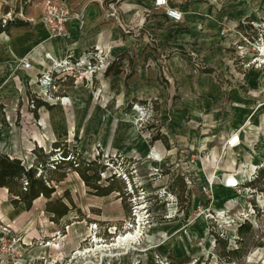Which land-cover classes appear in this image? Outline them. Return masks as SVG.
Returning a JSON list of instances; mask_svg holds the SVG:
<instances>
[{"label":"rangeland","instance_id":"rangeland-1","mask_svg":"<svg viewBox=\"0 0 264 264\" xmlns=\"http://www.w3.org/2000/svg\"><path fill=\"white\" fill-rule=\"evenodd\" d=\"M168 1L181 23L153 0H82L85 41L59 55L43 0H0V154L54 188L26 212L0 189V264H264V0ZM228 174L243 187L225 189Z\"/></svg>","mask_w":264,"mask_h":264},{"label":"trees","instance_id":"trees-1","mask_svg":"<svg viewBox=\"0 0 264 264\" xmlns=\"http://www.w3.org/2000/svg\"><path fill=\"white\" fill-rule=\"evenodd\" d=\"M10 23L8 25H11ZM17 24V27L25 26V23L21 21H19ZM8 25H2V23H0V35L7 33ZM57 144L58 143H56L54 149L59 150L60 148ZM50 155L53 156V154ZM60 155L61 159L58 161L59 164H67L69 166H71L72 163L76 164V161H74V159L69 156V153H61ZM58 163L56 165L57 168L60 167ZM93 165H95V162L88 163V167ZM263 171L264 167L259 169V173ZM78 174L83 179V181L88 183L87 177L83 173L78 172ZM256 179H258V177ZM50 181H45L40 176L36 177V169H26L21 164L20 160L11 159L6 155L0 154V189H7L8 193L14 197L11 200V205H13L15 208H17L19 204H23L26 211H28L31 209L32 203L39 197H45L46 199H50L51 194L54 192V188L50 185V187L47 185V183L50 184ZM21 183L25 184L23 187L24 192H18L16 191L17 189H15L18 188L19 184L21 185ZM249 184H252V182ZM96 190L97 192H101V196H108L109 194L115 191L114 189H112L111 184L106 187L97 188ZM56 204H60V207L56 208ZM68 211L69 210L67 205L62 203L61 200H57L56 202L50 201L47 203L46 206V212L52 214L53 217H56L57 219H61L62 217L66 216ZM251 229L252 226L249 223H244L238 226L237 232L238 234H242V232H251ZM262 240L263 243L261 244L262 246H264V233L262 236Z\"/></svg>","mask_w":264,"mask_h":264},{"label":"built area","instance_id":"built-area-1","mask_svg":"<svg viewBox=\"0 0 264 264\" xmlns=\"http://www.w3.org/2000/svg\"><path fill=\"white\" fill-rule=\"evenodd\" d=\"M153 5L158 9H163L166 19L173 23H181L184 20L183 12L179 8L171 6L168 0H154ZM41 16L42 25L49 35V40L68 38L71 26H73L77 32H82L85 27L84 7L79 9L71 8L66 5L64 0H43L41 4ZM222 34L226 35L224 31ZM91 58V55L88 54V66L89 69L94 72V65L92 66ZM20 63L24 70H29L31 68V63L27 56L22 57L20 59ZM106 68L107 65L105 66L104 70H106ZM45 82H48L50 85L51 81L50 79L46 78ZM241 143L242 130H234L228 136L225 149L235 150L241 145ZM252 176H249L250 178L247 179L246 182L248 184L254 180ZM243 185L244 183L239 175L228 174L226 177H224L223 187L227 190L237 191L243 187Z\"/></svg>","mask_w":264,"mask_h":264},{"label":"crops","instance_id":"crops-1","mask_svg":"<svg viewBox=\"0 0 264 264\" xmlns=\"http://www.w3.org/2000/svg\"><path fill=\"white\" fill-rule=\"evenodd\" d=\"M154 1V0H153ZM64 2L66 3V5H69L71 8H75V6L77 7V6H79L80 5V3L82 2V0H79V1H76V2H73V3H69L68 2V0H64ZM85 6V5H84ZM87 13V14H86ZM85 13V18H86V20H85V27H86V25H87V22H89L90 21V18H92V13H93V11L90 9V7L88 8V10H87V12ZM165 16V15H164ZM88 18V19H87ZM166 18V17H165ZM168 20V19H167ZM169 21V20H168ZM73 25H74V23H73ZM85 27H84V29H85ZM78 33H80V32H77L74 28H73V26H71V28H70V34H69V37H71V39H69L68 40V42H67V38L65 39L66 41H64V40H55L54 41V47H56V53L57 54H59V55H62L63 53H64V50H65V48L67 47V46H69V47H71L72 49H74V51L75 52H77L78 50H77V45L79 44H81V43H83L85 40L84 39H80V38H77V35H78ZM94 43H98V41H99V39H98V37H96V38H94V40H92ZM63 45V46H62ZM111 52H112V48L111 49H109ZM53 58V57H52ZM61 59H63V58H61ZM23 76L25 77V78H27L28 79V77H27V75H25V74H23ZM231 191V190H230ZM20 205V204H19ZM23 210H24V212H26V209H25V207H24V205L22 204V207H21Z\"/></svg>","mask_w":264,"mask_h":264},{"label":"bare ground","instance_id":"bare-ground-1","mask_svg":"<svg viewBox=\"0 0 264 264\" xmlns=\"http://www.w3.org/2000/svg\"><path fill=\"white\" fill-rule=\"evenodd\" d=\"M60 40L66 41L63 38H61ZM45 58L48 59V60L54 61L53 58L50 57V55L46 54ZM60 102L61 103L64 102V104H66L68 102V99L63 98ZM139 237L140 236H139L138 231L128 232V233L123 234L122 236L118 237V239L114 242V244H112V247H114L116 249H119L121 247H127L128 248V246H130V245H137ZM107 247H109V246H107ZM105 248H106V246H105ZM77 255H79V254H77Z\"/></svg>","mask_w":264,"mask_h":264}]
</instances>
